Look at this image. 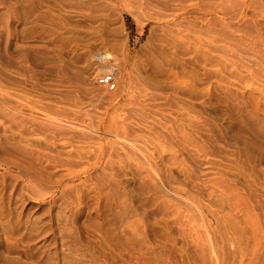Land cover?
<instances>
[{
    "label": "rangeland",
    "instance_id": "rangeland-1",
    "mask_svg": "<svg viewBox=\"0 0 264 264\" xmlns=\"http://www.w3.org/2000/svg\"><path fill=\"white\" fill-rule=\"evenodd\" d=\"M245 3L264 24V0ZM134 4L0 0V264L260 263L264 246L252 240L223 243L220 257L201 250L192 239L201 227L188 221L198 209L177 215L169 188L218 215L226 201L217 184L264 198V38L230 18L245 49L214 39L205 65L181 52L173 63L154 49L159 24ZM101 52L115 64L113 90L96 80L92 56ZM165 69L203 91L193 109L173 103L160 112ZM5 95L20 107L11 110ZM180 116L203 128H182ZM156 125L173 129L174 141ZM247 145L254 157L241 153Z\"/></svg>",
    "mask_w": 264,
    "mask_h": 264
},
{
    "label": "bare ground",
    "instance_id": "bare-ground-1",
    "mask_svg": "<svg viewBox=\"0 0 264 264\" xmlns=\"http://www.w3.org/2000/svg\"><path fill=\"white\" fill-rule=\"evenodd\" d=\"M122 1H125L126 3H131V2L135 3L137 7H141L147 9V11H150L149 18L157 22L162 30V36H161L162 44L158 45L156 48H154L153 46L152 47L155 49V51H158L161 54V56H163L165 59L173 63L180 62L178 54L181 52L183 54L184 53L191 54L195 62L203 63L205 65L212 58L210 57V52H211L210 46L212 47V45H214V39L217 42H221L223 47L226 48L245 49L247 45L245 44L243 38L242 37L237 38L232 32H230V30L227 27V20L230 18H235L236 20L239 21L241 20L240 22H237L238 24L237 28L240 29L243 33L246 32L252 34L255 36L256 39L257 38L260 39L261 37L264 38V27H262L264 26V24H261V22L257 19L249 17L250 13H248L246 10L247 5L245 3V0H122ZM237 5H240V8L233 9V7ZM243 21H247V22L249 21V23L244 24ZM97 54L98 53L93 54L92 59L97 64L100 71L101 68L104 66V64L101 61L95 60V56ZM105 54L108 55L109 53L105 52ZM159 56L160 55L158 54V57ZM111 62L114 65V69H115V64L112 59ZM180 70L183 71V69ZM186 70L187 68L184 69V72ZM159 71H162V69ZM166 71H168V69ZM175 71L174 70L170 71V73L168 71L169 74L165 79L164 90L166 92V95H165V101L162 104H160L159 107L161 108L162 106L163 108V109L161 108L160 110L161 113L165 112L163 105L172 106L173 103L177 108L181 107L182 103H183V107L185 105L187 107L192 108L194 106L193 100H195L203 92V91L202 92L197 91L190 82L186 80H181L182 78L180 79L178 77V74L176 73L177 71L176 72ZM181 73L182 72H179V74ZM188 74L189 73H186V77L188 76ZM1 98L2 101L5 100V103H7V106L11 110L19 106V105L15 106L16 102L12 104L11 99H9V97L7 98L6 95ZM157 98L154 97L150 100L155 101ZM175 100H178L179 105L176 104ZM151 106L156 108L159 105L154 103H152L151 105L150 103V107ZM179 119H180L179 125H181L182 128L188 126L192 131H197L199 128L200 129L203 128V126H200L197 123V121L193 119H187L182 116H180ZM178 128L180 129V127ZM151 129H153L154 131H163L164 134L162 136L164 137L166 136L167 139L174 141L173 136L169 132V131L174 132L173 129L167 131L162 126L157 128V125L155 127H152ZM176 132H178L177 134H179V131ZM175 146L180 148L181 143L179 141H176ZM253 150H254L253 147L247 145L241 148V153H243L247 157H254ZM141 156L143 157L144 161L152 167L155 173H157L160 170L155 159L150 160L149 157L147 156L144 155ZM173 157L176 159L175 156ZM169 158L172 159V156H170ZM192 177L193 175L191 172L186 173L187 180H189L190 178L192 179ZM217 186L218 187H215L214 190H217V192L222 197H224L226 201V203H222V206H218L217 210L221 212L220 215H218L219 213L217 211L215 212L212 210L209 211V209L205 207V205L201 204L197 199H195V197L186 194L184 191L174 188L172 189L169 188L171 193H173L175 197H178L179 200L178 202L174 203V210L177 215L180 214L182 210L184 211L191 210L192 208H197L198 213L201 215L200 217L191 216L190 218H188V221L190 223L189 226L191 228H195L196 225L199 224V227H201V231H202L199 232L195 229H192L193 241L197 243V245L200 247L201 250L207 249L208 252L206 253L209 252L215 253L217 256L223 255V252L225 250V249L223 250V246H224L223 243H227V242L229 243V241L232 243L233 240H236L237 242L236 244L242 245L244 243V247L245 244L247 245L248 242H250L251 240L253 241L252 245L255 248L264 246V198H261L258 195L254 196L250 193L240 194L234 192L235 194H231L232 189L230 187L223 186V184L222 185L217 184ZM201 220L203 222H200ZM227 231H229L231 235H227L228 234L226 233ZM232 235L233 237H231ZM254 247L253 248L251 247L253 251H254ZM228 252H230V250H228L227 253ZM225 253L226 252H224V254ZM232 253L234 252L232 251L231 254L230 253L229 254L232 255ZM258 253L259 252H257V255L260 257ZM262 253H264V251L260 252L261 257L264 258V255H262ZM248 254L249 253H247V255ZM240 255L241 254H239V256ZM207 256H209V254ZM261 257L259 264H261L262 262ZM234 258L233 260L235 261ZM235 263L237 264V262ZM242 264H247V263L245 262Z\"/></svg>",
    "mask_w": 264,
    "mask_h": 264
},
{
    "label": "built area",
    "instance_id": "built-area-1",
    "mask_svg": "<svg viewBox=\"0 0 264 264\" xmlns=\"http://www.w3.org/2000/svg\"><path fill=\"white\" fill-rule=\"evenodd\" d=\"M95 60L101 61L104 66L98 72L96 76V80L98 85L103 87L106 90H113L116 86L115 82V69L114 65L111 62V59L106 56L105 53H98L95 56ZM106 60V61H105Z\"/></svg>",
    "mask_w": 264,
    "mask_h": 264
}]
</instances>
